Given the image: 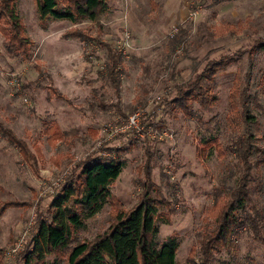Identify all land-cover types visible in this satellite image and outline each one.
Listing matches in <instances>:
<instances>
[{
    "label": "rangeland",
    "instance_id": "1",
    "mask_svg": "<svg viewBox=\"0 0 264 264\" xmlns=\"http://www.w3.org/2000/svg\"><path fill=\"white\" fill-rule=\"evenodd\" d=\"M16 3L33 44L28 57L12 54L0 33V122L26 143L29 153L0 132V205L6 208L0 214V264H68L77 241L93 240L116 211L140 200L148 172L155 181L151 196L161 202L168 220L159 223L158 242L171 234L178 237V264H264V242L247 231L239 230L226 247L208 255L202 247L219 210L215 192L232 186L242 168L225 146L236 132L227 122L235 78L261 98L252 109L260 120L255 133L264 156V49L252 46L257 37L264 38V0H204L197 18L187 13L180 21L188 0H108L98 22H41L36 0ZM175 26H187L188 32L185 47L172 52L168 39ZM73 29L87 40L64 35ZM125 31L130 56L123 58L117 91L105 76L107 46L117 51ZM224 56L226 65L208 80L211 100L217 98L208 108L193 102V116L164 108L166 89L180 76L200 72ZM13 72H20L19 90L9 84ZM142 85L150 92L137 104ZM153 106L161 109L151 112ZM139 108H146L144 127H126L128 116ZM212 135L220 146L202 143ZM89 154L125 161L111 186L113 198L73 233L69 246L45 260L29 257L32 237L49 217L53 199ZM250 191L252 204L264 208V165L254 170Z\"/></svg>",
    "mask_w": 264,
    "mask_h": 264
},
{
    "label": "trees",
    "instance_id": "2",
    "mask_svg": "<svg viewBox=\"0 0 264 264\" xmlns=\"http://www.w3.org/2000/svg\"><path fill=\"white\" fill-rule=\"evenodd\" d=\"M36 7L41 22L47 19L98 22L101 14L107 11L109 3L108 0H36ZM186 28L181 26L178 32L170 35L168 41L172 52H176L178 46L185 47ZM0 33L5 37V48L9 53L30 56L33 39L25 32L16 0H0ZM64 35L87 40L76 29L66 31ZM252 46L264 49V38L257 37ZM107 49L105 76L118 91L123 57L115 48L108 45ZM227 59L224 56L212 60L200 72L194 69L189 75L180 76L178 81L166 89V95L161 101L164 108H180L187 116L195 115L193 102L203 109L208 108L217 99L211 100L212 86L208 80L213 79L216 68L226 65ZM249 78L250 73L247 75ZM235 79L230 89L227 122L236 132L225 146L242 163V168L232 186L215 192V205L219 210L211 230L202 242L204 255L212 250H221V246L226 247L239 230L247 231L254 239L264 242V208L252 204L250 191L254 170L264 165V156L258 148L255 133L260 128V120L252 109L253 105H261V98L259 95L252 96L248 93L249 87L243 88L241 80ZM261 83L264 92V83ZM141 87V94L135 99L137 104H141L150 92V88L144 85ZM0 132L25 153H29L26 143L1 122ZM212 136L211 139L204 136L202 143L211 144L214 141L217 145L218 137ZM124 166L125 161L120 157L89 154L83 158L53 199L49 217L40 222L30 242L28 256L45 260L46 256L69 246L73 233L86 227L87 220L99 213L113 198L111 186L119 178ZM147 177L140 200L129 210L116 211L109 226L93 240L77 241L68 253V264H178V237L171 234L161 244L158 242L159 223L168 220L163 219L161 202L151 196L155 181L151 179L150 172ZM4 207L0 205V214L6 209Z\"/></svg>",
    "mask_w": 264,
    "mask_h": 264
},
{
    "label": "built area",
    "instance_id": "3",
    "mask_svg": "<svg viewBox=\"0 0 264 264\" xmlns=\"http://www.w3.org/2000/svg\"><path fill=\"white\" fill-rule=\"evenodd\" d=\"M188 17L190 19H195L197 18V16L200 14L201 10H202V0H188ZM194 21V20H193ZM176 29V31H174V33H176L179 30V26H175L174 27ZM130 34L129 32L124 33V36L121 40H119V42L116 44V48L117 51L122 55V57L124 59H127L130 54L128 52V47H130ZM20 74V72H13L10 73V77L12 76V78L9 79V84L13 87V89L19 90L20 87V82L18 80V75ZM158 98L160 99V97L158 96ZM161 109V106H153L151 108V112H156L155 109ZM144 110H146V108H143ZM143 109H137L135 112H132L129 116H128V122L125 125L126 127H136V128H140L142 129L144 127V123L141 122V117L142 115H144V111ZM118 130V127L112 129V131H110L111 133H115Z\"/></svg>",
    "mask_w": 264,
    "mask_h": 264
},
{
    "label": "crops",
    "instance_id": "4",
    "mask_svg": "<svg viewBox=\"0 0 264 264\" xmlns=\"http://www.w3.org/2000/svg\"><path fill=\"white\" fill-rule=\"evenodd\" d=\"M187 11H188V7H187V10H186L185 12H183V16H182L181 13H179V19H178L179 21L182 20L183 17L187 16V13H188ZM179 21H178V22H179Z\"/></svg>",
    "mask_w": 264,
    "mask_h": 264
}]
</instances>
